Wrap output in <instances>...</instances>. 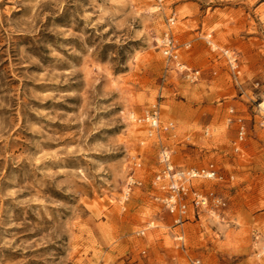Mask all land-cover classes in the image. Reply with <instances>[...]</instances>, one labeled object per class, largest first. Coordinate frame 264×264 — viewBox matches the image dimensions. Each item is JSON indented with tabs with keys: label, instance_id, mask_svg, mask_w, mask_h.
I'll return each mask as SVG.
<instances>
[{
	"label": "rangeland",
	"instance_id": "obj_1",
	"mask_svg": "<svg viewBox=\"0 0 264 264\" xmlns=\"http://www.w3.org/2000/svg\"><path fill=\"white\" fill-rule=\"evenodd\" d=\"M173 16L196 81L158 46ZM154 105L172 129L130 119ZM163 147L218 166L195 183L221 218L175 223L155 198ZM193 259L264 264V0H0V264Z\"/></svg>",
	"mask_w": 264,
	"mask_h": 264
},
{
	"label": "built area",
	"instance_id": "obj_2",
	"mask_svg": "<svg viewBox=\"0 0 264 264\" xmlns=\"http://www.w3.org/2000/svg\"><path fill=\"white\" fill-rule=\"evenodd\" d=\"M175 24V16L168 18V29L158 38L157 43L161 48L168 64H173L176 70L184 73L185 76L193 81L198 80L199 70L189 69L180 57V46L172 32V26ZM227 57L230 67L236 71L237 56L229 49L223 51ZM239 73V72H237ZM134 122L144 124L149 128L150 133H160L172 129L174 125L169 123L164 125L161 121L160 108L154 105L146 110L144 114L137 116L135 113L129 115ZM241 121V120H240ZM245 136V126L241 125L239 130V140L242 141ZM172 152L168 147H163L160 151L159 163L160 171L155 175L153 185L161 190L162 194L155 198L160 201L166 210L173 214L177 225H182L190 219V210L192 209L195 217H200L204 211L212 217H222V214L228 206L227 200L214 192L204 193L197 188L196 181L217 180L224 181L225 178L215 163H210L202 168H177L171 158ZM142 185L141 181L136 180L134 174L131 175L123 190V200L127 201L136 186ZM144 233V231L139 234ZM176 239L183 245L184 234L180 232ZM191 264H203L201 259H193Z\"/></svg>",
	"mask_w": 264,
	"mask_h": 264
}]
</instances>
